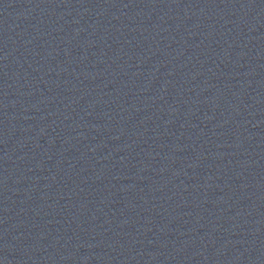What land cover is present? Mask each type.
<instances>
[{
  "label": "water",
  "instance_id": "1",
  "mask_svg": "<svg viewBox=\"0 0 264 264\" xmlns=\"http://www.w3.org/2000/svg\"><path fill=\"white\" fill-rule=\"evenodd\" d=\"M0 264H264V0H0Z\"/></svg>",
  "mask_w": 264,
  "mask_h": 264
}]
</instances>
